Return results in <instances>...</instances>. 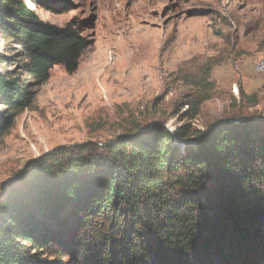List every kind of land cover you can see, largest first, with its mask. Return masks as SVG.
Wrapping results in <instances>:
<instances>
[{"label": "trees", "instance_id": "16d2710c", "mask_svg": "<svg viewBox=\"0 0 264 264\" xmlns=\"http://www.w3.org/2000/svg\"><path fill=\"white\" fill-rule=\"evenodd\" d=\"M32 1L51 12L73 8ZM0 36L22 48L34 85L56 65L74 73L91 42L75 19L43 20L26 0H0ZM195 84L198 93L160 120L102 143L59 146L0 186V264H67L57 251L49 257L65 208L78 223L70 264L231 263L264 229V115L234 113L200 128L214 88L209 70ZM240 95L258 103V93L242 87ZM34 97L0 67V142ZM176 116L185 122L170 131L166 121Z\"/></svg>", "mask_w": 264, "mask_h": 264}, {"label": "rangeland", "instance_id": "374dc122", "mask_svg": "<svg viewBox=\"0 0 264 264\" xmlns=\"http://www.w3.org/2000/svg\"><path fill=\"white\" fill-rule=\"evenodd\" d=\"M26 1L43 20L64 25L75 19L91 42L74 73L56 65L46 83L34 85L22 48L0 36V53L9 57L0 67L19 75L35 95L0 142V186L59 146L102 143L125 127L160 120L198 93L195 83L208 70L214 88L198 127L234 113L264 115V84L250 93L259 94L258 103L240 95L242 64L264 74L255 70L264 56V0H69L73 8L66 12ZM184 122L169 117L165 125L175 130ZM187 145L180 143V150ZM56 229L49 257L57 251L70 264L78 233L70 208L61 211ZM262 232L229 264H264Z\"/></svg>", "mask_w": 264, "mask_h": 264}, {"label": "crops", "instance_id": "0c3cea01", "mask_svg": "<svg viewBox=\"0 0 264 264\" xmlns=\"http://www.w3.org/2000/svg\"><path fill=\"white\" fill-rule=\"evenodd\" d=\"M241 75L243 88L248 94L264 84V74H254L252 66H249L246 62L241 66Z\"/></svg>", "mask_w": 264, "mask_h": 264}, {"label": "bare ground", "instance_id": "6f19581e", "mask_svg": "<svg viewBox=\"0 0 264 264\" xmlns=\"http://www.w3.org/2000/svg\"><path fill=\"white\" fill-rule=\"evenodd\" d=\"M262 59H264V56H262L259 60H262ZM255 68H256L255 70L259 73L264 72V65H256Z\"/></svg>", "mask_w": 264, "mask_h": 264}, {"label": "built area", "instance_id": "2783aa9c", "mask_svg": "<svg viewBox=\"0 0 264 264\" xmlns=\"http://www.w3.org/2000/svg\"><path fill=\"white\" fill-rule=\"evenodd\" d=\"M256 65H264V59L256 60Z\"/></svg>", "mask_w": 264, "mask_h": 264}, {"label": "water", "instance_id": "95a60500", "mask_svg": "<svg viewBox=\"0 0 264 264\" xmlns=\"http://www.w3.org/2000/svg\"><path fill=\"white\" fill-rule=\"evenodd\" d=\"M170 131H175V130H172L171 128H169Z\"/></svg>", "mask_w": 264, "mask_h": 264}]
</instances>
